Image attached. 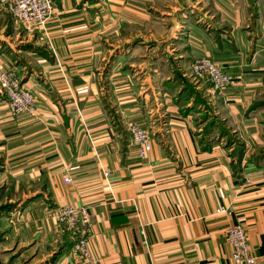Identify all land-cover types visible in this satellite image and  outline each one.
Instances as JSON below:
<instances>
[{"label":"crops","instance_id":"0c3cea01","mask_svg":"<svg viewBox=\"0 0 264 264\" xmlns=\"http://www.w3.org/2000/svg\"><path fill=\"white\" fill-rule=\"evenodd\" d=\"M54 6L44 30L1 26L0 70L20 76L37 112L12 116L0 89V174L34 190L18 206L36 237L2 249L0 264H237L235 223L264 264V0ZM202 57L234 82L213 93L191 72ZM132 121L151 133L145 159ZM68 202L89 208V262L65 247L73 238L57 212Z\"/></svg>","mask_w":264,"mask_h":264},{"label":"built area","instance_id":"2783aa9c","mask_svg":"<svg viewBox=\"0 0 264 264\" xmlns=\"http://www.w3.org/2000/svg\"><path fill=\"white\" fill-rule=\"evenodd\" d=\"M0 5L17 21H20L29 33L44 30L55 10L54 0H0ZM191 72L196 79L209 80L212 83L213 93L222 92L234 82L233 77L224 72L222 67L209 57L196 59L192 63ZM0 89L7 97L12 116L31 117L36 115V97L24 86L22 79L15 71L8 69L0 71ZM128 131L138 158H147L153 149L150 131L135 121L129 123ZM64 181L70 183L72 179L70 176H66ZM216 212L230 213L225 207L218 208ZM57 219L74 239V252L85 261H91L92 255L89 248L91 214L88 206L68 202L58 210ZM227 239L233 247V259L237 264H255L256 257L252 253L247 231L243 224H231L228 227Z\"/></svg>","mask_w":264,"mask_h":264},{"label":"rangeland","instance_id":"374dc122","mask_svg":"<svg viewBox=\"0 0 264 264\" xmlns=\"http://www.w3.org/2000/svg\"><path fill=\"white\" fill-rule=\"evenodd\" d=\"M6 25H9L10 28L12 27L13 30L25 31L21 22L17 21L10 13L4 10V8H2V6L0 5V35L2 33L1 26L5 27ZM4 30L6 31V28ZM5 31L3 32L5 33ZM29 34H33V33H29ZM15 37L16 34L13 35L12 40H14ZM1 70H5V69H1ZM1 143L2 141L0 140V145ZM2 150L3 149L0 148V173L2 170H4L2 164L3 161L2 155L4 153L2 152ZM2 175L0 174V251H2L3 249V250H11L8 252H14L15 250L17 251L21 249L24 244L33 243L32 239L35 240L36 238L34 235L35 230L33 229H30L29 231L26 230V227L31 226V224L28 226L25 224V221L26 219H28V217L24 212L25 210H22L21 206H18L19 205L18 203L23 199H26L28 196L32 195L34 190L31 187L28 191L26 190L23 191L24 189L21 185L18 187V182L16 181L15 178L8 179V177L4 178V176ZM9 203H13V205L11 206L12 209L11 207L9 208L11 209V211L7 213V210H2L1 208L6 207V204ZM41 227L44 228L43 225ZM46 233L48 232H43L42 236L44 237ZM25 236L28 237V240L24 243H20L23 237ZM45 237L46 239H49L48 235H46ZM71 240L74 249L75 241L73 239ZM47 242L48 240H46V244ZM44 251L47 250H45V248L43 247L42 252Z\"/></svg>","mask_w":264,"mask_h":264},{"label":"trees","instance_id":"16d2710c","mask_svg":"<svg viewBox=\"0 0 264 264\" xmlns=\"http://www.w3.org/2000/svg\"><path fill=\"white\" fill-rule=\"evenodd\" d=\"M177 78H179L178 81H181L180 83H183V89H182V93L185 94V97L188 98V96L190 94H193L195 96L196 99V103L200 102L201 104H205V102L203 100H201V96L200 94L195 91V87L193 86V84L187 79V78H182L181 76L177 75ZM195 103V104H196ZM240 143H238L239 145ZM241 145H239V149H241L240 147ZM243 146V145H242ZM13 203H9L6 204V207L1 208L2 210H7V213L9 211H11ZM11 207V209H9ZM72 242L68 243V245H66L65 247H71ZM65 247H63V249L59 250L57 254H55V256L53 257V260L57 259L58 257H60L65 249Z\"/></svg>","mask_w":264,"mask_h":264}]
</instances>
